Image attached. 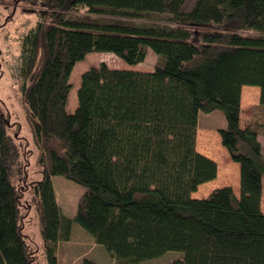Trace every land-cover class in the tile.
Masks as SVG:
<instances>
[{
    "label": "trees",
    "instance_id": "obj_1",
    "mask_svg": "<svg viewBox=\"0 0 264 264\" xmlns=\"http://www.w3.org/2000/svg\"><path fill=\"white\" fill-rule=\"evenodd\" d=\"M186 3L14 0L36 18L20 37L17 80L44 178L21 204L28 160L21 137L7 131L15 122L0 111V264H33L36 250L23 231L29 208L48 264H57L58 243L70 238L73 222L114 264H138L168 250L183 257L167 264H264V153L257 138L264 134V0ZM152 13L166 14V23L130 21ZM148 49L156 55L151 71L105 61L84 70L77 105L67 110L72 69L86 54L110 52L133 65ZM243 85L259 87L246 127ZM215 109L226 120L218 132L238 163L239 195L222 186L195 198L191 192L217 174L216 161L196 149L198 113ZM231 171L224 167L222 175L228 179ZM54 175L85 188L72 217L56 200ZM82 264L95 262L85 257Z\"/></svg>",
    "mask_w": 264,
    "mask_h": 264
},
{
    "label": "rangeland",
    "instance_id": "obj_2",
    "mask_svg": "<svg viewBox=\"0 0 264 264\" xmlns=\"http://www.w3.org/2000/svg\"><path fill=\"white\" fill-rule=\"evenodd\" d=\"M193 1L194 0H187L186 7H189ZM11 5H14V0H0V111L5 117H8L10 123L15 122L14 125L7 128V131L10 135H15V133H17L21 137L20 139H16V141L19 143L20 147L21 145L23 146V151L26 153L24 158L28 160V188L23 191V185L19 184L22 193L21 204H25L30 200L34 183L44 178V167L40 160L42 150L33 141L31 130L26 120V109L23 102V96L21 91H19L17 80V68L20 61V37L22 33L27 32L29 28L35 24L36 18L30 13L21 11V4H18V6L14 5L12 9ZM71 16L87 17L84 13H73ZM92 17L98 20L110 19L94 15ZM166 18V14L152 13L147 18L130 21L136 25H164L166 23ZM242 33L250 36L256 34L253 31ZM101 61H105L110 67L151 71L156 61V55L151 49H148L146 57L142 62L130 65L117 55L110 52H90L86 54L82 60L76 62L70 75L71 90L68 98V111L71 112L77 105L76 90L79 86L81 73L90 66L96 65ZM198 114L201 118H207L209 122L213 123L218 128H224L226 126L224 114L219 109L209 112L199 111ZM27 141L28 143H26ZM215 154L220 153L214 152L212 156L216 157ZM220 158L221 155L219 156L220 164H223V167H226L225 165H228V159L223 157L220 160ZM231 173L232 175L233 173L235 175L238 174L236 177L238 176L239 179V167L238 170L233 169ZM232 175H230V177H232ZM221 176L223 181L227 179L224 175ZM51 179L52 184L57 191L58 202L62 205L63 212L67 216L72 217L75 213L77 197L85 191L84 186L61 175H54ZM11 183L17 185L18 180L12 178ZM233 184L236 185L235 180ZM22 207H24V211L27 210L26 206L22 205ZM29 207L30 206H28V208ZM72 228L73 241L62 242L60 244L59 255L57 254L59 257L57 259L59 264H82L83 259L86 257L79 256L80 250L88 247V243H85L87 238L82 236H85L84 233L88 236L91 235L76 222L72 223ZM23 231L27 236L26 241L30 249L36 250L33 264H48L47 256L42 244V237L38 230L37 217L34 208H29L27 210V215L24 218ZM101 248L106 250L103 245H101ZM96 251L97 249L93 250L87 257H90V255ZM182 257V251L168 250L159 256L142 260L138 264H167L173 260L181 259Z\"/></svg>",
    "mask_w": 264,
    "mask_h": 264
},
{
    "label": "crops",
    "instance_id": "obj_3",
    "mask_svg": "<svg viewBox=\"0 0 264 264\" xmlns=\"http://www.w3.org/2000/svg\"><path fill=\"white\" fill-rule=\"evenodd\" d=\"M258 103H259V87L251 86V85H243L241 87V92H240V126L241 127H246L249 124L251 120V116H252L253 106L257 105ZM218 130L219 128L217 126L209 122L207 118L205 117L201 118V116H199L198 114L197 124H196V149L200 153L216 161L217 174L214 179L199 184L196 187V189H194L191 192L192 197H195V198L206 197L213 189L222 187L225 185L231 186L233 189V192L236 195H239V179H238V176L236 177V175L238 174L236 175L233 174L232 177H230L229 179H225V181H223L221 178L222 169L224 167H223V164H220V161H219L220 155H221L220 160L223 157H225V159H228V165H225V166L228 168L231 167L230 168L231 170L233 169L238 170V163L230 160L227 150L220 143V135H219ZM257 138L260 142L262 152L264 153V134L259 133L257 135ZM214 152H219L220 154H215L216 157L212 156ZM234 180H235L236 185L233 184ZM54 191H55L56 200L58 202L57 191L55 190V188H54ZM58 204L62 208V205L59 202ZM260 207H261V210L264 212V174L262 176V191H261ZM72 229L73 228H71L70 238L67 241H62V242H69V241L72 242L73 241L72 239L73 230ZM84 235L85 236H82V237L87 238L85 243H88V247L81 249L79 256L87 257L90 253H92L93 250L97 249V251L93 253L92 255H90V257L88 258L92 259L95 262V264H114V260L109 256L107 251L101 248V245L96 243L92 236H88L85 233ZM62 242H59L57 246L58 255H59V247ZM58 255H57V259L59 258ZM57 263H58V260H57Z\"/></svg>",
    "mask_w": 264,
    "mask_h": 264
}]
</instances>
